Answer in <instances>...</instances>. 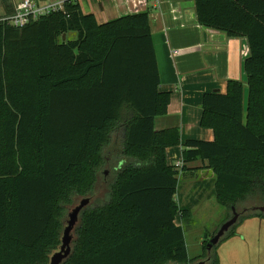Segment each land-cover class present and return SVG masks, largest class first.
Returning <instances> with one entry per match:
<instances>
[{"label":"trees","instance_id":"obj_1","mask_svg":"<svg viewBox=\"0 0 264 264\" xmlns=\"http://www.w3.org/2000/svg\"><path fill=\"white\" fill-rule=\"evenodd\" d=\"M1 1L13 14L12 0ZM62 1L24 26L0 23V264H48L62 244L66 205L93 193L108 165V200L82 210L62 264L196 261L178 223L191 207L178 204V171L167 161L180 132L154 128L170 92L159 89L149 13L99 23L76 0ZM194 1L201 25L245 36L250 47L247 104L238 80L206 93L201 123L214 139L183 150L184 161L207 159L216 175L227 213L211 237L233 208L247 209L222 241L243 219L264 218L253 209L264 206V0ZM210 240L202 259L215 264Z\"/></svg>","mask_w":264,"mask_h":264},{"label":"crops","instance_id":"obj_2","mask_svg":"<svg viewBox=\"0 0 264 264\" xmlns=\"http://www.w3.org/2000/svg\"><path fill=\"white\" fill-rule=\"evenodd\" d=\"M19 1L12 0V3L16 6ZM35 1L46 4L60 0ZM76 1L84 13L94 14L99 23L139 12L149 13L161 77L159 89L170 92L168 112L155 117L154 128L157 131L179 129L180 144L167 148V161L174 169L177 161H184L187 141L214 139L213 130L201 123L206 93H225L228 82L238 80L244 85V102L247 104L248 83L243 70L244 61L250 54L247 37L229 36L225 31L201 25L194 0H160L159 3L153 0ZM5 15L0 0V17ZM184 166L186 168L179 177V183L182 176L189 177L187 187L184 182V199L180 196V186L175 197H181L185 203L189 200L194 210L199 206L208 207L216 198V175L208 160L184 161Z\"/></svg>","mask_w":264,"mask_h":264},{"label":"rangeland","instance_id":"obj_3","mask_svg":"<svg viewBox=\"0 0 264 264\" xmlns=\"http://www.w3.org/2000/svg\"><path fill=\"white\" fill-rule=\"evenodd\" d=\"M246 92L248 100V87L246 88ZM104 171L105 172L102 173L96 184L94 192L87 196L91 199L89 205H98L108 200L110 185L114 178L112 166L108 165ZM188 178L189 177L186 178L185 176L180 178V196L183 199L185 195L184 182H186L187 187ZM181 197H175L178 204L182 207L190 206L192 209L190 219L182 221L189 257L192 260H196L189 264H197L201 261H206L208 263L210 256L209 258H206V260L202 259L206 243L202 241L212 238L211 236L215 233V229H217L218 225L221 223L220 221L223 217L225 218L227 210L218 203L216 198L211 200L208 207L199 206L198 209L194 210L192 207L193 204L189 203V200L185 203ZM83 198L86 197L75 196L73 202L66 205L67 218L65 225L69 219V213ZM179 220L181 221V218H179ZM80 222L81 214L72 232L73 242L76 239V230ZM231 232L233 233L231 236L223 239L213 250L212 248L210 249L212 250V254L215 252V264H264V218L253 217L243 219L232 229Z\"/></svg>","mask_w":264,"mask_h":264},{"label":"water","instance_id":"obj_4","mask_svg":"<svg viewBox=\"0 0 264 264\" xmlns=\"http://www.w3.org/2000/svg\"><path fill=\"white\" fill-rule=\"evenodd\" d=\"M91 199L89 197L83 198L80 202L73 208V210L69 213V219L67 220V224L65 225L63 235H62V244L59 250L55 251L48 264H62L72 253V242L73 235L72 232L79 220V216L82 210L90 204ZM253 209L264 210V206L253 207ZM247 209H244L242 212H238L235 208H233V216L224 221L219 227L217 233L211 238L208 248L209 250L213 248V246L217 245L221 239L225 236V234L233 227L239 220L240 215L245 213ZM206 261L198 262L197 264H205Z\"/></svg>","mask_w":264,"mask_h":264},{"label":"built area","instance_id":"obj_5","mask_svg":"<svg viewBox=\"0 0 264 264\" xmlns=\"http://www.w3.org/2000/svg\"><path fill=\"white\" fill-rule=\"evenodd\" d=\"M153 1L155 3H159L160 0H153ZM17 5H21L23 11L26 12V15L24 16V18L27 20V23H28L32 18H37L42 14H47L54 10L63 9L64 1L60 0L54 3L40 4L35 0H20L15 6L14 13L8 16L0 17V23L6 21L9 24L17 26L13 23V21L17 18ZM25 24H23V26ZM18 27H21V26H18ZM175 167H176V170L178 171L177 177L179 178L184 170L183 169L184 161L183 160L177 161L175 164Z\"/></svg>","mask_w":264,"mask_h":264},{"label":"clouds","instance_id":"obj_6","mask_svg":"<svg viewBox=\"0 0 264 264\" xmlns=\"http://www.w3.org/2000/svg\"><path fill=\"white\" fill-rule=\"evenodd\" d=\"M26 12L23 11L21 5H17V18L13 21V23L17 26H23V24L27 23V20L24 18Z\"/></svg>","mask_w":264,"mask_h":264},{"label":"flooded vegetation","instance_id":"obj_7","mask_svg":"<svg viewBox=\"0 0 264 264\" xmlns=\"http://www.w3.org/2000/svg\"><path fill=\"white\" fill-rule=\"evenodd\" d=\"M256 208V207H255Z\"/></svg>","mask_w":264,"mask_h":264}]
</instances>
